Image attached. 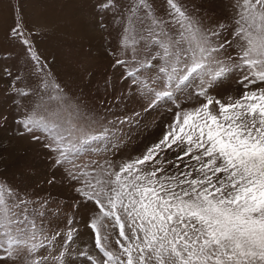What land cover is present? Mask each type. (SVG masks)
Returning <instances> with one entry per match:
<instances>
[{"label": "snow or ice", "instance_id": "1", "mask_svg": "<svg viewBox=\"0 0 264 264\" xmlns=\"http://www.w3.org/2000/svg\"><path fill=\"white\" fill-rule=\"evenodd\" d=\"M167 4L165 20L147 0H131L120 39L128 58L113 67L123 69L150 109L181 96L204 102L177 112L163 139L118 170L76 165L78 154L113 128L69 106L31 36L19 21L11 29L38 82L37 89H14L35 96L17 124L44 142L56 166L70 165L80 202L95 205L88 227L101 259L73 249V227L49 235L37 222L42 213L29 211L33 202L0 182V261L25 253L27 264H76V256L89 264H264V87H256L264 84V0H234L231 23L215 25L177 0ZM100 7L115 9L113 0ZM237 76L242 96L224 103L209 95ZM174 148L175 162L160 156Z\"/></svg>", "mask_w": 264, "mask_h": 264}, {"label": "rangeland", "instance_id": "2", "mask_svg": "<svg viewBox=\"0 0 264 264\" xmlns=\"http://www.w3.org/2000/svg\"><path fill=\"white\" fill-rule=\"evenodd\" d=\"M106 2L0 0V182L16 188L33 202L29 211L34 207L32 215L42 213L37 222L43 221L49 235L66 233L69 227L77 229L73 249L87 251L97 259H101V254L88 227L97 212L95 205L80 202L75 191L77 184L67 175L70 165L56 166L55 154L44 148V142L21 134L23 128L17 124L35 96H20L14 89H37L38 82L32 74L34 61L26 55L25 47L12 38L11 29L19 21L25 35L31 36L34 51L47 63L69 106H78L113 128L103 141L93 142L86 153L78 154L76 165L84 171L106 164L118 170L121 164L141 158L163 139L177 112L204 102L203 98L181 96L176 103L162 102L148 108L149 102L130 86V80L122 77L123 69L113 67L117 58H128L120 47V39L131 0H113L114 10L100 7ZM147 2L158 17L168 19L167 0ZM177 3L202 18L206 25L231 23L236 11L234 0H177ZM238 79L237 76L225 80L209 95L224 103L230 97L239 98L246 89ZM177 155L175 148L160 153L162 158L173 162ZM69 219L73 221L71 225ZM115 238L116 234L110 237L113 249ZM74 259L76 264H89L79 256ZM27 260V255L21 253L7 264H27Z\"/></svg>", "mask_w": 264, "mask_h": 264}]
</instances>
